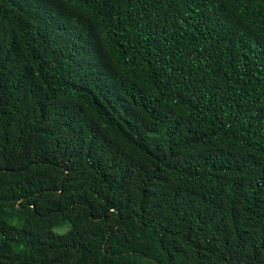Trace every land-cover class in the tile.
Masks as SVG:
<instances>
[{"label": "trees", "instance_id": "16d2710c", "mask_svg": "<svg viewBox=\"0 0 264 264\" xmlns=\"http://www.w3.org/2000/svg\"><path fill=\"white\" fill-rule=\"evenodd\" d=\"M0 264H264V0H0Z\"/></svg>", "mask_w": 264, "mask_h": 264}, {"label": "clouds", "instance_id": "9594fccd", "mask_svg": "<svg viewBox=\"0 0 264 264\" xmlns=\"http://www.w3.org/2000/svg\"><path fill=\"white\" fill-rule=\"evenodd\" d=\"M53 231H55V230H53Z\"/></svg>", "mask_w": 264, "mask_h": 264}]
</instances>
